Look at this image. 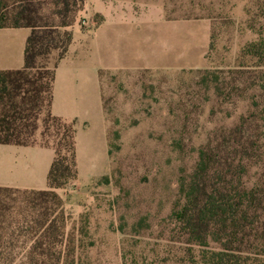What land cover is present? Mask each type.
Returning <instances> with one entry per match:
<instances>
[{"label": "trees", "instance_id": "16d2710c", "mask_svg": "<svg viewBox=\"0 0 264 264\" xmlns=\"http://www.w3.org/2000/svg\"><path fill=\"white\" fill-rule=\"evenodd\" d=\"M46 2L52 9L41 23ZM83 2L0 0V28L31 29L24 66L0 69V144H39L55 151L47 189L0 186V264H10L2 250L18 246L22 236L25 244L29 234L31 251L21 264H75V235L66 229L58 190L78 178L76 126L53 114L51 105L55 69L72 42L71 27ZM246 11L256 38L241 48L234 66L205 69L203 79L212 77L221 102L243 100L248 108L199 147L192 171L180 175L178 197L165 218L169 239L185 247L188 264H264V0H250ZM54 51L50 67L42 60ZM19 209L24 219H9ZM4 231H19L18 238L5 240Z\"/></svg>", "mask_w": 264, "mask_h": 264}, {"label": "rangeland", "instance_id": "374dc122", "mask_svg": "<svg viewBox=\"0 0 264 264\" xmlns=\"http://www.w3.org/2000/svg\"><path fill=\"white\" fill-rule=\"evenodd\" d=\"M162 1L168 19L211 22L208 65L102 74L110 171L80 188L76 181L69 183L62 195L66 229L77 245L75 264H188L185 247L170 241L165 220L178 197L180 175L192 171L199 147L216 129L233 125L248 108L243 100L221 102L212 77L203 76L205 69L234 66L241 48L256 38L247 26L250 0ZM97 2L84 0L72 27L102 22ZM51 9L50 2L40 8L41 23ZM57 55L54 51L42 62L52 67ZM20 210L9 219L22 221ZM18 234L2 233L5 240ZM20 239L18 246L2 250L10 264H21L31 251L32 234L25 244V237Z\"/></svg>", "mask_w": 264, "mask_h": 264}, {"label": "crops", "instance_id": "0c3cea01", "mask_svg": "<svg viewBox=\"0 0 264 264\" xmlns=\"http://www.w3.org/2000/svg\"><path fill=\"white\" fill-rule=\"evenodd\" d=\"M98 25L72 27L73 39L55 69L53 114L75 120L77 188L110 171L101 70H177L208 65L207 19H168L162 0H98ZM28 27L0 28V69L21 68ZM53 148L0 144V186L47 189ZM68 189L58 192L65 195Z\"/></svg>", "mask_w": 264, "mask_h": 264}]
</instances>
